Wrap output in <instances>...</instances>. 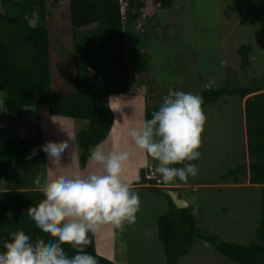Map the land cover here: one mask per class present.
<instances>
[{
	"label": "trees",
	"instance_id": "16d2710c",
	"mask_svg": "<svg viewBox=\"0 0 264 264\" xmlns=\"http://www.w3.org/2000/svg\"><path fill=\"white\" fill-rule=\"evenodd\" d=\"M150 1L157 3L162 10L170 9L175 2L126 0L123 14L121 0H69L74 90L57 94L53 91L51 69L53 40L45 23L51 16L49 6L55 7L59 0H1L0 97L7 121L19 123L23 120L25 108L38 109L41 105L48 107L50 115L86 121L88 129L76 133L79 165L84 169L89 161V150L107 140L115 123L109 98L129 95L133 91L130 63L140 81L149 72L148 50L144 46L146 29L138 31L137 27L145 4ZM33 20L35 26L31 25ZM128 43L134 47V58L131 59ZM250 53L249 46L239 50L244 67L249 65ZM231 96L245 100L243 114L249 164L229 171L226 180L236 185L248 183L262 188L260 224L256 233L258 242L244 246L219 242L218 236L203 234L198 230L190 209H176L157 180L146 179L149 169H142L140 180L149 185L145 190L164 198L168 204V213L157 223L165 264H178L198 240L210 244L233 263L264 264V91L257 86L238 85L206 90L201 94L202 109ZM145 102L144 120L150 119L152 112L158 110L162 99L154 104L151 96H147ZM35 130L34 139L0 140L1 177L11 168L46 166L45 152L40 150L44 142L38 112L35 114ZM192 163L196 164L195 161ZM6 176L11 178L17 190L0 192V244L9 239V233L17 231H23L32 241L47 240L27 213L44 199L43 194L38 189L18 185L16 174ZM89 239L91 242L86 251L98 260V264H115L97 253L94 234H89ZM64 250L68 256L75 254L68 245H64Z\"/></svg>",
	"mask_w": 264,
	"mask_h": 264
},
{
	"label": "rangeland",
	"instance_id": "374dc122",
	"mask_svg": "<svg viewBox=\"0 0 264 264\" xmlns=\"http://www.w3.org/2000/svg\"><path fill=\"white\" fill-rule=\"evenodd\" d=\"M121 4L125 11L126 0H121ZM2 10L0 0V12ZM49 11L51 16L45 25L53 40V91L57 94L71 93L74 90L71 79L74 44L70 32L69 0H59L55 7L49 6ZM143 13L137 29H146L144 46L148 50L149 72L140 81L135 76V68L130 67L131 82L134 85L132 93L139 92L143 95L145 90V95L151 96L155 104L169 89L192 92L200 96L206 90H221L235 85L257 86L264 91V0H175L173 6L167 10H162L157 3L150 1L145 4ZM35 24V20L31 21L32 26ZM244 46L251 49L249 65L246 67L243 66L239 54ZM127 47L130 59L134 58V47L130 43ZM134 96L131 99L135 103L130 101L128 106L131 119L124 109L119 112L116 102L112 100L117 121L110 139L117 135L123 136V122L127 123L129 120L137 126L140 124L138 111L145 110V103L143 98L140 100ZM244 102L245 100L237 96H231L204 108L205 123L199 149L201 157L195 161L199 169L198 175L190 177L186 182H177L182 185L178 191L181 198L189 204L198 230L203 234L218 236L219 242L246 246L258 242L256 233L260 224L262 188L244 185L231 187L227 186L226 180L229 171L249 164L243 126ZM1 105L0 102V108ZM31 125L32 122L25 116L21 122H14L11 130L19 131L20 126H23L27 131V127ZM88 127L86 121H77L79 131H86ZM116 143L119 144L113 145L110 150L120 151L119 146L123 144L121 141ZM121 150H126V147ZM132 154L134 157L129 162L133 169L139 161L138 149L136 155L135 152ZM148 163L149 168L152 166L154 171L156 162L149 157ZM96 167L102 171L100 166ZM11 172L17 176L16 183L26 187H35L34 181L37 177L41 178L42 183L46 179V167H17L8 170L2 177ZM130 174L126 176L133 178L135 172ZM155 176L160 180L156 173ZM159 182V187L165 188L166 184L161 180ZM139 192V199L143 197V203L140 205L139 214H136V224L123 225L126 231L124 237L131 236L133 231L141 234L145 229L158 234V219L169 211L168 206L160 204L159 198L162 197L150 194L144 189ZM124 240L127 244L130 243L128 264H158L162 257L165 258L158 235V246L144 240L132 246L128 237ZM102 241L103 238L100 250L124 264L122 254L125 252L120 250L119 243L116 244V249H111L113 245L105 241L103 242L106 244H102ZM149 254L155 256L154 261H150ZM178 264L236 263L221 256L205 241L198 240Z\"/></svg>",
	"mask_w": 264,
	"mask_h": 264
},
{
	"label": "clouds",
	"instance_id": "9594fccd",
	"mask_svg": "<svg viewBox=\"0 0 264 264\" xmlns=\"http://www.w3.org/2000/svg\"><path fill=\"white\" fill-rule=\"evenodd\" d=\"M202 105L198 94L169 89L151 118L129 130L135 147L156 162L154 171L162 183L186 182L198 175L199 169L192 162L201 157ZM71 147L48 142L40 150L59 166ZM129 160L128 151H106L97 145L89 150V161L102 171L87 176L61 175L43 183L37 177L34 184L44 199L27 213L48 239L32 241L23 231L9 233V239L0 244V264H98L86 251L89 234L108 225L121 228L135 224L139 212L138 193L121 179ZM148 169L147 176L151 173ZM155 173L154 178L146 179L157 180L159 186ZM64 245L75 254L68 256Z\"/></svg>",
	"mask_w": 264,
	"mask_h": 264
},
{
	"label": "crops",
	"instance_id": "0c3cea01",
	"mask_svg": "<svg viewBox=\"0 0 264 264\" xmlns=\"http://www.w3.org/2000/svg\"><path fill=\"white\" fill-rule=\"evenodd\" d=\"M94 39L95 38L93 37V41H94ZM131 66H132V64L130 63V67ZM143 92H144L143 95H141V93H139V92H136V93H131L129 95H113V96H111L109 98V104H110L111 110L113 111L112 100H114V102H116L115 103L116 107L118 108V110L120 112H123V109H124L128 113V106L130 105L131 102L132 103L134 102V99H131V96H134V95H136L134 97H138V99H140V100H141V98H143L142 100L144 101V103H146L145 97H147L148 94L145 95L146 94L145 90ZM4 111H5L4 108L1 107L0 108V139H2V140L34 139L36 136L35 114H36V112H38L39 116H40V124H41L43 139H44V145L48 142H53V143H57V144L67 143L69 146H72L65 153V155H64L59 166L55 165L52 161L48 160V157L46 156V166H45L46 167V173H45L46 179H45V181H52L54 179H58L61 175H65V176H73V175L87 176L93 172L98 173L101 171V170H98V168L95 165L90 163V161H88V163L84 169H81L79 166V154H78L77 139H76V133L79 131V129L77 128V121L76 120L66 118V117H61V116L50 115L49 111H48V107L46 105H41L38 109H36V108H25V110H24L23 119L25 118V116H28V118L32 122L33 126L32 125H31V127L28 126L27 131L23 126H20V129L18 131L15 129V126H14L15 130L13 131V130H11V128H13L12 124H14V123L7 121L6 112H4ZM144 114H145V110L144 111H142V110L138 111V119L140 120V123L144 120V116H145ZM130 119H131V115H130ZM116 121H117V117L115 115V122ZM127 124H129V125L127 126ZM243 124H244L243 125L244 126V135L246 137V125H245L244 114H243ZM122 125H123V131H122L121 135H123V136L117 137L118 136L117 135V136H113L110 139L113 130H115V123H114L107 140L105 142H103L100 146H102L107 151V150H110L111 147H113V145L119 144V143H116V141H121L122 142L121 144H123V145L119 146L120 151L123 147H126L125 151H128L130 153V158H133L134 156L132 153L135 152V155H136L137 148L135 147L134 143L132 142V140L129 136V130L133 127H136L137 125L129 122V120H127V123L123 122ZM246 148H247V146H246ZM45 155H46V153H45ZM138 158H139V161H137V164L135 163V166L133 169H132L131 163L130 162L127 163V165L124 167L121 179L124 182L128 183L130 185V187L134 191H136L139 195L140 194L139 191H143V189L145 190V188L148 187V185L142 184V182L140 180V172L142 169H148L150 165L148 166L149 156L146 153L141 152L139 149H138ZM136 167H137V169H136ZM150 168L153 169L152 166ZM13 169L14 168H11L10 171ZM130 169L133 170L132 172H135V175L133 178L126 176V175H131L130 173H132V172ZM11 175H12V172H11ZM156 178H157V176H156ZM242 185L249 186L248 183L236 185L233 182V183L227 184V186H231V187H240ZM181 186L182 185L180 183L176 182V183L164 185V187H165L164 189L165 190L172 189L174 191H178ZM35 187H28V188L29 189H37ZM15 190H17V188L15 187V184L12 182V180H11V178H9V176H6V177L0 176V192L15 191ZM179 194L181 197L180 192H179ZM139 200H141L140 205H142L143 197ZM159 200H160V202H161L160 204L162 206L163 205H166V207L168 206V204L164 198H159ZM162 211H163V208H162ZM135 224H136V222H135ZM135 224H133V226ZM124 232H126V231L123 228V226L121 228H115L111 225L104 226L99 232L94 234L95 235V246H96L97 253L100 256L105 257V258L109 259L110 261L114 262L115 264H120L118 260L112 258L111 256H108L103 250H100V248H101L100 242H101L102 238H103V241L107 242L111 246L113 245L111 249H116V244L119 243L118 246L120 247V250H123L125 252L124 254H122V259H124L123 263L128 264L129 262L127 261V258L130 254V251H129L130 243L127 244L126 241L124 240V238L128 237L129 240L132 241V246H135L137 243H139L142 240H144L145 242H151L152 245H155V246L159 245V243L156 241V237H157L156 231L150 233V232H148L147 229H145L141 232V234L137 231H135V233H134V231H133V232H131L132 233L131 236H126V237H124ZM103 241H102V244H106ZM103 246H105V245H103ZM118 246H117V249H118ZM109 249H110V246L107 249L108 252H109ZM136 256H138V254ZM148 256L151 257L150 261H154L155 256H151L150 254ZM164 261H165V258L162 257V260L159 261L158 264H164Z\"/></svg>",
	"mask_w": 264,
	"mask_h": 264
},
{
	"label": "water",
	"instance_id": "95a60500",
	"mask_svg": "<svg viewBox=\"0 0 264 264\" xmlns=\"http://www.w3.org/2000/svg\"><path fill=\"white\" fill-rule=\"evenodd\" d=\"M165 194L168 195V197L171 199V202L178 210H184L189 208V204L186 200L180 197V194L178 191H172V190H165ZM207 245H210L207 243Z\"/></svg>",
	"mask_w": 264,
	"mask_h": 264
},
{
	"label": "built area",
	"instance_id": "2783aa9c",
	"mask_svg": "<svg viewBox=\"0 0 264 264\" xmlns=\"http://www.w3.org/2000/svg\"><path fill=\"white\" fill-rule=\"evenodd\" d=\"M123 14L125 13V11H124V8H123ZM151 171V173L147 176V179H152V178H154V173H153V171H152V169L150 170Z\"/></svg>",
	"mask_w": 264,
	"mask_h": 264
},
{
	"label": "bare ground",
	"instance_id": "6f19581e",
	"mask_svg": "<svg viewBox=\"0 0 264 264\" xmlns=\"http://www.w3.org/2000/svg\"><path fill=\"white\" fill-rule=\"evenodd\" d=\"M120 112V111H119ZM122 116V115H121Z\"/></svg>",
	"mask_w": 264,
	"mask_h": 264
}]
</instances>
